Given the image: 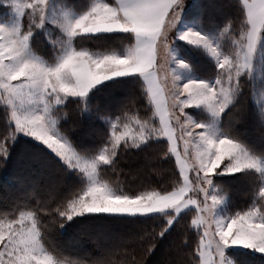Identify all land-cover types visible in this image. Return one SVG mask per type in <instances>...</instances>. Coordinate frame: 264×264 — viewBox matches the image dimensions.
I'll return each mask as SVG.
<instances>
[{
    "label": "snow or ice",
    "instance_id": "6c2138e0",
    "mask_svg": "<svg viewBox=\"0 0 264 264\" xmlns=\"http://www.w3.org/2000/svg\"><path fill=\"white\" fill-rule=\"evenodd\" d=\"M247 20L242 24L234 51L225 55L214 36L197 24L185 27L182 20L184 0H95L80 13L53 10L54 0H12L14 22L0 23V98L10 108L13 137L23 133L38 141L55 154L69 169L76 170L86 184L82 194H75L61 208L59 217L72 221L87 214H117L131 217L162 215L166 226L161 237L178 222L179 214L189 204L199 213L192 225L203 227L199 245L200 264H233L226 254L228 248H245L264 254V187L259 189V206L233 216L221 215L223 196L215 193L214 177L234 175L255 170L264 176V157L253 154L242 142L218 127L222 113L233 104L240 92V81L247 77L255 82L258 54L264 49V0L248 4ZM27 15V24L23 18ZM55 26L63 36L54 63L36 56L31 40L36 29ZM123 33L135 43L121 52L97 54L88 49H77L76 38H103L105 34ZM173 40L204 50L215 58L220 70L217 78L206 80L192 75L185 59L169 44ZM167 49L166 61L175 91L173 109L184 117H175L180 135L177 137L172 118L167 120L165 85L159 75V49ZM190 73L186 77L185 74ZM138 75L146 86L148 96L161 113L164 134L170 141H183V156L174 145L169 153L176 154L177 163L192 161L191 172L195 184L203 193V201L185 199L194 191L193 181L185 174V164L179 169L182 184L176 191L125 192L107 182L100 175L101 165L113 164L117 149L123 141L132 146L145 142L154 129L141 123L134 133L129 124L111 126L108 146L98 155L87 158L63 135L54 118L57 106L69 97L87 103L93 90L106 81ZM186 108L204 109L209 119L197 120L185 112ZM264 113V107L261 108ZM199 130V131H197ZM147 134V135H146ZM7 137L0 142V156H7ZM189 145L194 146L195 154ZM227 161V163H226ZM211 201L209 204L208 201ZM63 226V225H62ZM213 255L216 259H213ZM0 264H65L44 244L37 213L21 212L19 218H0Z\"/></svg>",
    "mask_w": 264,
    "mask_h": 264
},
{
    "label": "trees",
    "instance_id": "16d2710c",
    "mask_svg": "<svg viewBox=\"0 0 264 264\" xmlns=\"http://www.w3.org/2000/svg\"><path fill=\"white\" fill-rule=\"evenodd\" d=\"M94 1L54 0V4L69 6L80 13ZM184 7V24H198L217 39L225 55H231L233 41L247 20L245 1L186 0ZM5 8L0 3V10ZM24 23L27 24V15ZM59 37H63L62 33L55 26L36 29L32 48L48 61H55L62 40ZM50 38L56 39L57 45ZM134 43V38L129 39L123 33L75 40L77 48L94 53L121 52ZM176 44L194 74L206 80L217 78L220 70L214 57L183 41L177 40ZM93 91L95 95L90 93L87 103L69 97L64 105L57 106L55 117L62 133L81 154L92 157L108 146L113 123H119L121 131L127 123L136 133L139 129L136 120L147 122L149 129H154L151 136L145 142L138 141V147L132 146L130 140L127 145L122 141L113 164L101 165L102 181L125 192L176 191L183 182L181 166L175 153H169L171 142L163 137L160 116L146 96L142 78L133 75L106 81ZM262 107L264 49L258 54L255 82L241 78L239 94L219 119L224 132L253 154L264 157ZM190 109L199 120L209 119L206 110ZM13 129L8 109L0 101V142L7 137L9 149L7 156H0V218H19L21 212L37 213L45 247L66 264H200L199 245L204 228L191 223L201 216L195 205L182 209L178 222L163 237L159 235L166 226V217L162 215L147 218L86 213L67 221L58 216L56 209L75 194H82V189L86 190L81 175L32 137L23 134L13 137ZM214 184L228 197V212L243 213L259 206L258 193L264 187V176L250 169L214 177ZM228 255L237 264H264V254L253 250L231 248Z\"/></svg>",
    "mask_w": 264,
    "mask_h": 264
},
{
    "label": "rangeland",
    "instance_id": "374dc122",
    "mask_svg": "<svg viewBox=\"0 0 264 264\" xmlns=\"http://www.w3.org/2000/svg\"><path fill=\"white\" fill-rule=\"evenodd\" d=\"M95 2V1H94ZM0 3H4V5L7 6V8L3 9V10H0V23H13L14 22V19H15V12L12 10V8L9 6V4L12 3V0H0ZM248 4L251 3V0H248L247 1ZM254 3V2H253ZM53 10L57 13H60V12H63V11H71L73 13H79V12H76L73 8L69 7V6H56V4L53 5ZM24 20V18H23ZM185 27H193L195 26L194 24H184ZM48 27V26H47ZM52 40L53 43H57L56 39H53V38H50ZM49 39V40H50ZM59 39H62L63 40V37H59ZM62 40L60 42V44L62 43ZM217 40V39H216ZM218 42V41H217ZM74 46H75V40L73 42ZM169 44L172 45L173 47L176 48V51H177V54L180 56V54L178 53V48H177V44L175 43V41L173 40L172 38V35L171 33L169 34ZM57 45V44H56ZM76 47V46H75ZM31 48H32V40H31ZM79 49V48H77ZM81 49V48H80ZM83 49H87V48H83ZM89 50V49H88ZM32 51L33 53L42 58L45 62L47 63H54L55 61H48L47 59H45L44 57H42L40 54H38L33 48H32ZM97 54H106V53H103V52H98ZM166 56H167V49L164 47V46H161L160 49H159V59H158V63L160 65L159 67V75H160V78L162 79V83H164L165 85V88H166V91H167V94H165L164 96V99L166 100V102L168 103L169 105V109L167 111V113H164V118L165 120H167L169 118V114L172 118V126L175 128L176 132V136L178 137L180 135V132H179V125H177L175 123V117L176 116H180V119H181V122H184V117L179 113L178 110H174L173 109V105H174V100H173V92L175 91V88L173 86V82H172V79H171V75L169 74V65L166 61ZM186 62V61H185ZM188 63V62H186ZM189 64V63H188ZM190 67H191V64H189ZM192 69V68H191ZM195 72L192 70V75L194 76H197V74H194ZM190 73H187L185 74L186 77L188 75H191ZM198 77V76H197ZM0 101L3 105H5V107L8 109V113H9V120H10V108L8 107V105L5 103V101L0 98ZM185 112L189 115H191L194 119H197L199 120L195 115L194 113L192 112V110L190 108H186L185 109ZM159 114V113H158ZM55 115H56V112H55ZM54 115V118L56 119ZM222 115V114H221ZM159 116L161 117V115L159 114ZM220 119V118H219ZM57 120V119H56ZM58 121V120H57ZM58 128H59V122L57 124ZM218 127L221 128L220 124H219V121H218ZM162 128H163V125H162ZM222 129V128H221ZM60 132L62 133L61 129L59 128ZM199 131V130H197ZM164 132V131H163ZM17 134H23V133H16V136ZM63 134V133H62ZM164 134V133H163ZM24 135V134H23ZM64 135V134H63ZM163 136V135H162ZM163 137H166L168 138L165 134ZM171 142V145L172 146H176L178 148V150L180 151V154L181 156H183V148H184V144H183V141H180V140H176V141H170ZM189 148L190 150L193 152V156L195 154V150H194V146L192 145H189ZM78 151V150H77ZM83 155V154H82ZM176 155V154H175ZM86 156V155H85ZM257 156V155H256ZM87 158H91L90 156H86ZM261 157V156H260ZM185 164V174L189 175L190 177V180L193 181L191 187L194 188L195 190L194 191H191V192H188L187 193V196L185 197L186 200H188L189 198L191 200H197V201H203V193L199 192L198 191V188L196 187V184H195V173L191 172L190 169L192 167V161L191 160H187V161H184L182 160L180 164ZM215 193H218L219 195L223 196L224 198V204L221 205L220 209L218 210V212L221 214V215H225V216H233L235 214H231L228 212V208H227V196L225 194H223L221 191H219L216 187H215ZM208 203L210 204L211 201L209 200ZM194 205V204H192ZM195 207L197 208V206L195 205ZM182 211V210H181ZM203 215V214H201ZM235 248V247H233ZM231 249V248H228L226 250V254L228 255V250ZM229 256V255H228ZM230 259H232V261H235L234 258H232L231 256H229ZM213 259H216V257L213 255ZM66 264V263H65ZM235 264H237V262L235 261Z\"/></svg>",
    "mask_w": 264,
    "mask_h": 264
},
{
    "label": "crops",
    "instance_id": "0c3cea01",
    "mask_svg": "<svg viewBox=\"0 0 264 264\" xmlns=\"http://www.w3.org/2000/svg\"><path fill=\"white\" fill-rule=\"evenodd\" d=\"M244 1H245V0H244ZM247 1H248V0H247ZM109 2L114 4V3L116 2V0H115L114 2H111V1H109ZM185 2H186V0H184V4H185ZM253 2L258 4V3H259V0H251V3H253ZM251 3H250V4H251ZM158 59H159V58H158ZM161 81H162V79H161ZM165 94H167L166 88H165ZM166 105H167V109H169V105H168L167 102H166ZM159 114L161 115V113H159ZM169 116H170V114H169Z\"/></svg>",
    "mask_w": 264,
    "mask_h": 264
},
{
    "label": "clouds",
    "instance_id": "9594fccd",
    "mask_svg": "<svg viewBox=\"0 0 264 264\" xmlns=\"http://www.w3.org/2000/svg\"><path fill=\"white\" fill-rule=\"evenodd\" d=\"M233 264H235V261H233Z\"/></svg>",
    "mask_w": 264,
    "mask_h": 264
}]
</instances>
